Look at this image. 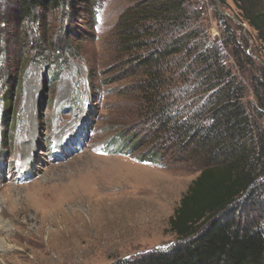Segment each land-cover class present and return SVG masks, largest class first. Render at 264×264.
I'll return each mask as SVG.
<instances>
[{"label":"rangeland","instance_id":"rangeland-1","mask_svg":"<svg viewBox=\"0 0 264 264\" xmlns=\"http://www.w3.org/2000/svg\"><path fill=\"white\" fill-rule=\"evenodd\" d=\"M203 1L195 25L210 40L221 39L224 21L216 13L228 17L262 65L255 32L237 20L233 3ZM99 2L93 24L81 9L68 18L47 13L45 25L35 26L9 21L12 3L0 0V264H111L177 243L168 219L198 170L172 154L170 137H152L138 119L136 93L121 92L129 83L119 79L124 65L114 55L112 29L128 1ZM22 31L28 41L39 37L41 53L19 41ZM44 33L66 38L57 61ZM7 75L14 78L9 94ZM244 83L252 100L247 78ZM121 130L137 140L135 148H121L122 139H115ZM149 149L164 152V159L142 160Z\"/></svg>","mask_w":264,"mask_h":264},{"label":"trees","instance_id":"trees-1","mask_svg":"<svg viewBox=\"0 0 264 264\" xmlns=\"http://www.w3.org/2000/svg\"><path fill=\"white\" fill-rule=\"evenodd\" d=\"M9 1V21L21 25L27 20L35 26L45 25L47 13L64 12L68 18V13L81 9L93 24L100 3ZM127 1L112 29L114 55L124 65L119 79L129 83L127 92H121L136 93L138 119L150 125L154 139L170 137L172 154L195 165L198 175L168 219L177 243L167 251L111 264H264V60L262 65L254 63L246 38L236 31L240 25L231 28L228 17L216 13L224 21L221 39L210 40L195 25L206 1ZM226 1L207 0L214 5ZM230 1L237 20L255 32L264 53V0ZM44 34L51 59L57 61L66 38L58 35L52 40ZM19 37L22 44L30 41L26 31ZM38 39L30 42L39 53ZM25 51L19 69L26 61ZM57 75L50 77L55 81ZM7 80L9 94L14 78ZM3 100L6 123L10 97ZM125 132H118L115 139H122L121 148H135L137 140ZM140 155L156 162L165 153L149 149Z\"/></svg>","mask_w":264,"mask_h":264}]
</instances>
